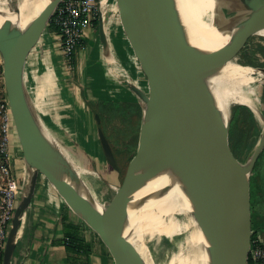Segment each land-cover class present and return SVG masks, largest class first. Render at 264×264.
<instances>
[{
	"label": "water",
	"instance_id": "obj_1",
	"mask_svg": "<svg viewBox=\"0 0 264 264\" xmlns=\"http://www.w3.org/2000/svg\"><path fill=\"white\" fill-rule=\"evenodd\" d=\"M61 1L42 0L23 25L17 2L7 1L0 8L4 93L27 170L10 220L1 264H11L18 232L40 177L50 183L72 211L101 232L115 264H154L142 236L140 199L135 185L177 165L188 171L205 194L211 264H245L251 233L250 175L264 148V116L254 146L244 161L239 160L229 146L230 119L223 121L208 78L210 62L233 44L238 48L239 41L250 35L264 37V0H224L228 12L235 13L215 23L219 34L216 39L188 25L175 0H114L105 18L102 12L99 14L97 30L103 54L109 42L107 20L118 10L134 54L138 56L142 50L152 67L147 91L128 73L126 78L134 83L124 79L142 107L137 148L127 163L113 203H95L83 194L80 183L58 155L56 145L60 142L38 112L24 77L26 54ZM219 1L215 0L213 14ZM244 52L247 53V43ZM94 118L98 123L97 113ZM97 135L105 157L117 169L111 142L100 126ZM164 154L167 158L157 161Z\"/></svg>",
	"mask_w": 264,
	"mask_h": 264
},
{
	"label": "bare ground",
	"instance_id": "obj_2",
	"mask_svg": "<svg viewBox=\"0 0 264 264\" xmlns=\"http://www.w3.org/2000/svg\"><path fill=\"white\" fill-rule=\"evenodd\" d=\"M7 1L0 0V8L4 7ZM41 1L17 0L20 9L19 19L22 25L33 15ZM113 3L114 0H100L104 18L105 12L111 8ZM175 3L184 21L211 39H216L219 35L214 29L215 23H219L235 13L228 12L226 9L228 4L224 0L219 1L216 14L212 13L215 0H175ZM263 39L264 37L257 35L248 36L247 52L251 54L258 47H261L264 52ZM104 56L109 63L115 62L113 49L110 45L104 50ZM46 67L44 75L38 79L42 80L43 77V85L48 84L52 90L55 82H52L53 75L50 70L54 67L49 64ZM210 68L208 82L216 95L223 121L227 122L231 118L235 107L245 105L250 112L253 127L245 143V148L250 151L263 124L264 66H253L239 60L235 43L213 59L210 62ZM126 81L130 84L134 83L129 77L126 78ZM42 96L44 95L41 91L33 95L41 114L47 110L46 104L40 105L38 102ZM262 103L263 108L261 107ZM13 135L16 139L14 131L12 138ZM81 143L86 144L84 140ZM56 151L64 165L80 183L86 198L95 203L114 202L118 193L116 185L102 181L98 172L86 166L62 145L57 144ZM166 158L167 156L164 154L157 161H163ZM135 189L140 199L142 236L144 243L150 248L154 264H211V232L205 219L207 208L205 194L182 165L154 174L137 183ZM20 234L21 229L18 232V235ZM110 237L113 239L112 235ZM160 237L168 245L170 244L173 250L171 253L168 251L159 252L157 243Z\"/></svg>",
	"mask_w": 264,
	"mask_h": 264
},
{
	"label": "rangeland",
	"instance_id": "obj_3",
	"mask_svg": "<svg viewBox=\"0 0 264 264\" xmlns=\"http://www.w3.org/2000/svg\"><path fill=\"white\" fill-rule=\"evenodd\" d=\"M8 2L15 4L17 0H8ZM114 18L115 20L117 19V21L119 20L118 10L113 12L108 18L106 33L109 32V23L113 21ZM50 26L48 22L42 34L48 31L50 35L54 37L51 41L53 47L51 56L54 58V65L56 68L51 62L45 63V69H47V64L54 67L50 70L51 75H53L52 82H55L53 85L54 87L51 90L48 84L43 85V77L42 80L38 79H41V76L44 75L45 69H41V66L37 65L38 62L34 63L33 60L35 54L38 52H31V49L37 44V40L26 54L27 57L30 53V55H33V58L30 61L32 64L30 63L28 70L24 68V77L29 82L28 85L33 95L41 91L45 96H42V98L38 100L40 105L46 104L47 107V110L43 112L41 116L47 126L51 128V130L56 131L55 136L60 144L75 157L80 159L86 166L95 168L100 176L118 187L122 182L127 163L137 148L142 107L141 101L137 97L130 95L131 91L125 85L124 79H126V73L129 75L131 74L135 83L143 90L147 91V80L152 76L151 63L142 50H140L138 56L135 54L132 56L129 48L126 49L125 46L120 47V45H118L116 49L118 57H115V62L105 64V71L109 77L108 81L114 82L115 85L111 86L109 84V88L108 84L102 83L103 79L102 75H100V78L97 79L95 84L91 87L89 77L92 68L96 66L99 70L97 59L100 51V41L97 30L98 18L94 22V27H92L89 37H87L85 42L74 51L71 59L63 57L58 33L54 27L51 26V29ZM125 39L127 43L130 42L126 35ZM246 43L247 38H242L239 41V47L237 48L239 60L253 66H264V52L261 47L255 48L251 54L248 52L245 53L244 49ZM79 48L81 49L82 61L76 63V55ZM126 54L128 56H126ZM39 57L43 59L44 54L39 55ZM128 66H130V68ZM112 69H115L114 72ZM98 70H96L97 74L99 73ZM57 71L61 74L60 79ZM59 82L63 83V90L66 91H64L65 94L72 100L78 99V103L81 101L79 96L80 93L89 95V89L98 91L100 89L101 91L103 90V92H99L100 94H98L94 100L82 101L83 107L89 110L88 122L85 125L79 124L77 119L73 116L66 118L69 119V121H66L67 123L62 120L61 111L68 108V106L64 101L65 98L63 99L61 95L62 88L59 86ZM116 88L118 90L115 91ZM3 94L4 91L0 98ZM261 107L263 108V103ZM94 113H97L99 116L98 123L95 121ZM98 126L103 129L109 142H111L110 144L114 153L117 169L111 165L101 149L97 135ZM252 127L253 122L249 110L245 106L235 107L229 121L228 141L234 155L241 161H244L245 156L249 152V150L245 148V143ZM82 140L86 143L85 145L81 143ZM256 162L258 184L261 192L253 194L250 198L249 216L251 227L256 217H260L258 215L259 212H261L262 215L264 214V148ZM158 239L157 244L160 253L167 251L171 253L173 251L170 244L168 245L162 237Z\"/></svg>",
	"mask_w": 264,
	"mask_h": 264
},
{
	"label": "crops",
	"instance_id": "obj_4",
	"mask_svg": "<svg viewBox=\"0 0 264 264\" xmlns=\"http://www.w3.org/2000/svg\"><path fill=\"white\" fill-rule=\"evenodd\" d=\"M91 30L92 28H86L83 43L86 38L89 37ZM107 36L109 41L108 45L113 49V54L116 58L118 57L116 53L118 45H120V47L125 46L126 49L129 48L132 56L134 55L130 44L125 41L126 39L120 20L117 21V19L115 20L114 18L113 21H110ZM52 38L54 37L51 36L48 31L38 38L37 44L31 49V52L37 51L38 53L35 54L34 58L30 53L27 55L24 66L25 69L28 70L32 58L34 63L38 62L37 65H40L41 69H45L46 62H51L55 67L54 58L51 56V50L53 48L51 44ZM99 47V57L97 58L99 70L96 66H92L93 68L89 77L91 87L95 84L97 79L100 78V75H102V83L108 84V86L109 84L111 86L115 85L114 82L108 81L109 77L105 71V64L110 63L106 60L102 52L101 44ZM80 48L77 50L76 63L82 61ZM42 53L44 54L43 59L39 57V55H43ZM126 56L128 55L126 54ZM128 67L130 68V66ZM96 70L99 71L98 74ZM57 74L60 79L61 74L59 72ZM108 74L110 75L109 71ZM26 82L27 84L29 83L27 80ZM59 86L62 88L61 95L63 99L65 98L64 101L68 106V108L61 111L62 120L67 123L66 121L69 120H65V118L73 116L77 119L79 124L85 125L88 122L89 110L83 107L82 101L94 100L95 97L100 94L99 92H103V90L101 91L100 89L98 91L89 89V95L79 92L81 101L78 103V99L72 100L65 94L66 91L63 90L64 85L62 82H59ZM116 90L118 89L116 88L115 91ZM3 91L2 60L0 56V96ZM31 95L33 97L32 92ZM130 95L134 96L132 93ZM38 112L40 113L39 110ZM40 115L42 114L40 113ZM10 153L11 168L21 188L27 170L22 160L18 142L14 139V135L11 139ZM258 215L260 217H256L254 221L256 227L254 229L260 231L264 243V214L262 215L261 212H259ZM0 252L2 254L1 248ZM11 264H115V259L101 232L84 218L72 211L50 183L44 177H40L30 204L26 209L21 227V234L18 236Z\"/></svg>",
	"mask_w": 264,
	"mask_h": 264
},
{
	"label": "built area",
	"instance_id": "obj_5",
	"mask_svg": "<svg viewBox=\"0 0 264 264\" xmlns=\"http://www.w3.org/2000/svg\"><path fill=\"white\" fill-rule=\"evenodd\" d=\"M101 13L100 0H62L49 23L58 33L64 58L71 59L83 43L86 28L94 27ZM13 120L5 93L0 98V248L6 241L10 220L20 194V185L11 168ZM251 264H264V243L260 231L251 228L249 241Z\"/></svg>",
	"mask_w": 264,
	"mask_h": 264
},
{
	"label": "trees",
	"instance_id": "obj_6",
	"mask_svg": "<svg viewBox=\"0 0 264 264\" xmlns=\"http://www.w3.org/2000/svg\"><path fill=\"white\" fill-rule=\"evenodd\" d=\"M51 25V24H50ZM51 27V26H50ZM52 29V27H51ZM136 103V102H135ZM242 107L245 106V105H241ZM240 107V106H239ZM246 107V106H245ZM247 108V107H246ZM248 109V108H247ZM232 150V149H231ZM256 165H257V162L255 163V166L253 168V171L250 175V198L251 196H253V194L255 193H259L261 192L260 191V187H259V184H258V173L256 171ZM126 169V168H125ZM256 225L255 223H253L252 227L251 228H255ZM2 258V254L0 252V260ZM245 264H251V259L249 257V254L247 255L246 257V261H245Z\"/></svg>",
	"mask_w": 264,
	"mask_h": 264
}]
</instances>
